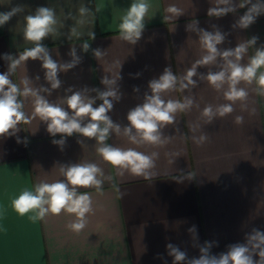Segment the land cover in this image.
I'll list each match as a JSON object with an SVG mask.
<instances>
[{
  "label": "crops",
  "instance_id": "0c3cea01",
  "mask_svg": "<svg viewBox=\"0 0 264 264\" xmlns=\"http://www.w3.org/2000/svg\"><path fill=\"white\" fill-rule=\"evenodd\" d=\"M135 2L0 0V13L18 9L0 25V74L19 89L17 102L28 121L0 134V264H193L202 258L219 261L236 247L247 249L252 264H264V244L256 247L258 241L251 239L264 234V89L257 82L264 66L251 82L236 85L245 98L232 101L225 95L228 61L247 67L264 51V0H145L144 27L133 43L121 37L120 24ZM253 5L260 12L242 27L241 18ZM172 6L179 14L168 11ZM40 8L51 9L56 22L41 41H30L27 17ZM214 8L231 10L209 15ZM205 32L223 37L215 59L206 64L197 63L209 55ZM37 43L58 66L56 88L42 59L10 67ZM240 45L246 50L239 60L225 59V51ZM193 68L189 84L185 77ZM166 69L176 83L159 93L161 100L192 103L173 113L172 122H158L160 140L152 143L143 140L128 116L154 95L151 83ZM220 71L226 77L217 88L208 76ZM26 87L35 95H24ZM109 90L116 92L108 97L112 107L106 112L113 127L103 142L78 132L53 135L50 120L35 112L39 96L71 117L75 110L67 101L73 94L80 93L95 109L104 103L100 94ZM224 105L232 111L221 116L218 109ZM207 107L211 117L204 115ZM77 119L82 127L92 122L90 116ZM60 140L63 144L54 143ZM104 146L134 150L151 164L134 174L130 167L106 161L99 152ZM87 164L100 169L99 187L71 185L68 168ZM57 182L91 199L79 232L69 227L77 217L66 210L33 222L35 212L20 215L13 207L23 191L35 194L38 185ZM173 249L183 253V260L175 259Z\"/></svg>",
  "mask_w": 264,
  "mask_h": 264
},
{
  "label": "clouds",
  "instance_id": "9594fccd",
  "mask_svg": "<svg viewBox=\"0 0 264 264\" xmlns=\"http://www.w3.org/2000/svg\"><path fill=\"white\" fill-rule=\"evenodd\" d=\"M221 3H227L228 0H220ZM148 4L145 0H136L133 3L123 17L120 24L121 37L130 42H135L141 35V31L144 27L143 18L148 11ZM228 8H214L209 10V15H223L230 11ZM18 9H13L11 12L0 13V25L5 24L12 15ZM81 11H85L81 9ZM169 12L179 14V9L175 6L169 7ZM260 6L253 5L252 8L241 18L240 25L247 27L251 24L255 16L259 14ZM54 13L51 9L40 8L35 16L27 17V25L25 29V38L30 41H41L52 29V25L55 24ZM223 37L219 32L215 35L205 32L202 40L204 45L209 51V55L205 56L201 61L197 63H209L215 59L217 54L216 44L220 43ZM254 43V40L251 41ZM87 45L85 48L87 49ZM245 46L240 45L234 51H225L223 56L227 59L230 56H235L237 60L240 59L241 54L245 51ZM99 55V52H97ZM11 59V57H7ZM28 58L42 59L44 61V68L47 69V79L52 82V87L59 86V80L56 78L58 66L48 56L46 49L39 43L32 49L26 50L19 59L12 60L11 69L14 70L17 65ZM72 65H66L65 67H71ZM228 68L231 70L230 75L227 77L230 82V90L225 93L228 100L243 99L247 93L243 89H238L236 85L240 80H246L251 82L256 77L257 69L264 66V51H258L256 56L252 59L251 63L247 67H241L237 63L228 61ZM195 75V68L188 71L185 79L189 84L194 83L192 76ZM225 71H220L216 74H209L208 80L217 88L225 81ZM107 82V81H106ZM258 84L264 89V72L258 77ZM27 81H25V84ZM176 83V77L172 75L169 70H165V73L160 77L158 81L151 83V88L154 93L153 96L147 98V102L143 106L135 108L129 113L128 119L131 125L139 130L142 134L143 140L156 143L160 140L157 133L158 122L170 123L173 120V113L177 110H184L191 105V101L187 103H181L179 101H168L165 103L161 100L159 93L162 90L172 88ZM7 86V91H5ZM187 87V85H182ZM0 134L6 133L10 128H13L18 122L25 118L23 112L20 111L22 105L17 102V94L19 89L16 85L12 84L7 78L6 74H0ZM29 93L35 95L31 89L25 88L24 95ZM104 103L98 108L92 107V102H84L80 93H75L69 97L67 103L69 107L74 111L73 116L57 106L50 105L46 100L37 96L35 102V112L40 115L44 120H50L48 125V131L55 135L56 133H64L72 135L74 132H78L87 137H97L99 141L103 142L107 138L109 129L113 127L112 122L106 115V112L111 109L112 104L108 97H115L116 92L109 90L100 94ZM232 107L230 105L221 106L218 112L221 116L226 113H230ZM211 107L204 109L205 116H212ZM90 116L91 121L86 126L82 127L78 117ZM240 118H237L239 121ZM98 122H103L104 127H100ZM126 132L130 131L125 129ZM135 140V137H133ZM54 143L63 144V140L54 141ZM99 152L103 158L110 162L114 166L130 167L134 174H141L151 164L149 157L138 153L134 150L121 151L119 149H113L109 146H104L99 149ZM100 171L95 165H77L68 168L65 172L67 181L74 186L88 187L96 185L99 187L101 181L96 179V174ZM47 205V207H45ZM14 209L20 214L24 215L28 212H35L36 214L31 216L30 219L35 222L37 219H43L44 216L51 212L52 214H59L62 210H66L68 213L75 214L77 221L69 225V227L79 232L85 227V215L91 210V199L88 194L77 195L75 189L69 190L67 185L63 182H57L54 184H40L36 187L35 194L30 191H23L15 200H13ZM252 240L258 241L255 245L264 244V234L257 232ZM171 247V245H169ZM247 249L245 247L234 248L227 256L221 257L219 261L207 259H201L194 261L193 264H229V260L234 264H252L251 259L245 255ZM173 254L177 261L183 260V253H179L173 249ZM260 255L264 257V251H261Z\"/></svg>",
  "mask_w": 264,
  "mask_h": 264
}]
</instances>
